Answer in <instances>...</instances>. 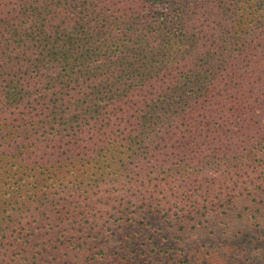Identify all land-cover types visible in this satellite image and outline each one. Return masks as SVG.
Instances as JSON below:
<instances>
[{
	"label": "trees",
	"instance_id": "16d2710c",
	"mask_svg": "<svg viewBox=\"0 0 264 264\" xmlns=\"http://www.w3.org/2000/svg\"><path fill=\"white\" fill-rule=\"evenodd\" d=\"M145 132L217 143L197 166L264 197V0H0V264H104L92 205L57 196L140 174Z\"/></svg>",
	"mask_w": 264,
	"mask_h": 264
},
{
	"label": "rangeland",
	"instance_id": "374dc122",
	"mask_svg": "<svg viewBox=\"0 0 264 264\" xmlns=\"http://www.w3.org/2000/svg\"><path fill=\"white\" fill-rule=\"evenodd\" d=\"M163 133L142 134L159 149L160 156L146 162L140 174L136 167L130 176L112 178V174L103 177L97 171L85 181L92 193L88 201L68 190L57 196L62 204L92 205L88 213L95 229L76 234L78 242L92 234L88 244L100 246L95 251H104V264H264V197L250 187L252 178L243 171L238 182L227 180L223 177L229 169L225 159L217 167L221 177H214L213 172L218 173L214 168L222 160L197 166L199 156L191 151L200 150L205 158L219 148L217 143L204 141L198 149L183 132L171 133L173 140L165 143L161 142ZM147 147L143 144L142 151ZM230 147L239 148L236 144ZM206 163L213 168H206ZM100 231L102 235H98ZM67 249L72 253L65 261L80 254Z\"/></svg>",
	"mask_w": 264,
	"mask_h": 264
}]
</instances>
